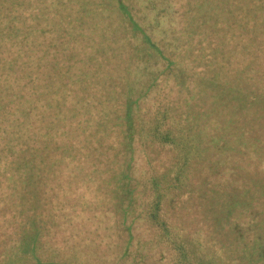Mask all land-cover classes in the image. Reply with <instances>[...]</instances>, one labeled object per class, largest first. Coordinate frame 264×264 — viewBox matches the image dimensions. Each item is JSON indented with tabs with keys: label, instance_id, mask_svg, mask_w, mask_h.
I'll return each mask as SVG.
<instances>
[{
	"label": "trees",
	"instance_id": "trees-1",
	"mask_svg": "<svg viewBox=\"0 0 264 264\" xmlns=\"http://www.w3.org/2000/svg\"><path fill=\"white\" fill-rule=\"evenodd\" d=\"M51 3L53 0H0V195L11 177L12 185L23 188L27 169L42 163L46 155L59 160L58 156L101 151L104 144L100 141L112 131L109 120L113 115L105 111L96 118L99 127L89 130V138L94 141L85 147L78 144L72 88L65 82L79 72L80 64L72 58L61 63L58 55L60 51L64 56L67 49L62 40L66 30L78 44L93 41L81 13L91 11L104 19L114 12L116 15L110 17L112 44L128 47L124 61H129L133 74L126 82L129 95H125L126 100L120 98L125 105L122 114L114 118L122 124L124 145L120 144V154L124 159L112 191V234L115 245L120 246L113 264H264V0L56 1L63 10L72 7L79 12V18L71 19L76 25L56 29L53 22L49 28L36 29L40 32L31 45L27 23L37 16L46 19L41 10L48 11ZM190 10H195L193 25L197 29L209 17L214 19L213 26L221 21L226 31L233 25L237 32L229 29L223 37L221 77L213 71L215 75L205 79L207 86L220 94L215 96L220 98L218 101L212 100V95V107L205 108L207 117L211 114L214 120L205 121V126L183 122L176 127L165 120V111L154 120L150 111L140 106L149 104L153 88L159 87V78L169 85V65L173 61L167 45L172 42L178 50L185 40L189 26L185 20ZM163 15L170 20L166 27L161 25ZM213 41L198 37L193 44L204 43L205 47ZM242 47L250 51V58L246 53L244 61L239 59ZM204 50L200 56L203 66L210 56L208 49ZM200 63L192 69L188 61L178 66L188 69L182 87L190 88V78L200 77ZM101 65L99 62V71ZM234 65L239 66L233 82ZM222 105L233 106L234 110L225 108L223 114H218L215 108ZM196 112L201 115L204 109L199 111L198 107ZM181 120L189 121L185 113ZM143 122L152 123L148 134L143 133ZM146 139L170 149L172 157L161 166L159 174L153 171L139 179L133 174V165H137L140 155L134 152ZM138 140L142 141L136 143ZM94 142L97 145L92 149ZM77 161L70 162L71 168ZM193 203L196 208L191 212L189 205ZM180 210L189 214L184 221L192 220L190 228H184L180 222L183 219L177 218ZM4 217L0 214V221ZM141 227L156 233V238L144 240L152 243L151 253L140 241ZM3 233L0 230V237ZM38 245V241H28L21 250V242L14 240L16 256L29 259L19 264H83L48 259ZM4 256L0 255L1 263L12 264ZM85 257L89 264H101L96 255L88 253Z\"/></svg>",
	"mask_w": 264,
	"mask_h": 264
},
{
	"label": "rangeland",
	"instance_id": "rangeland-1",
	"mask_svg": "<svg viewBox=\"0 0 264 264\" xmlns=\"http://www.w3.org/2000/svg\"><path fill=\"white\" fill-rule=\"evenodd\" d=\"M56 1L62 0H53L48 11L41 10V14L46 19L37 16L27 23V29L31 31L28 36L31 45L37 40L36 33L40 32L36 29L49 28L53 22L57 24L56 29L61 27L71 29L76 25L71 19L75 16L79 18V12L72 7L63 10ZM193 12L195 10H190L187 14L185 21L188 20L189 26L186 29L185 40L179 44L178 50H174L175 45L173 46L172 42L167 45L170 50L169 56L173 61L169 65L171 70L168 76L169 85H166L164 78H159V87L153 88V98L150 99L149 104L140 106L149 110L154 120H157L159 112L165 111V120L169 123L174 122L176 127L183 122L197 127L205 126V121L209 120L212 123L214 120L211 114L210 117H207L206 111L213 105H210L212 95V100L218 101L220 98L215 96L220 94L213 86H207L205 79H208L213 71L217 73V77H221L223 60H220V56L224 49L223 37L229 29L232 32H237L233 25H230L226 31L221 21L216 24V27L213 26L214 19L209 17H205V22L200 26V29H197L193 25L195 21ZM218 12L222 17V12ZM81 14L82 17H85L83 18L84 25L88 26L93 41L89 42V45L78 44L72 40L73 34L66 30L65 34L67 35H64L62 40L67 49L63 53L64 56L60 51L58 55L62 59L61 63L66 58H72L77 59L80 64L77 66L79 72L70 75V78L65 82L67 87L72 88L75 108L73 113H76L78 124L75 139L77 138L78 144L84 147L88 145L89 141H94L89 138V130L99 127L96 118L101 117L105 111L110 112L109 116L113 115L109 120L112 131L109 130V133L100 141L104 146L97 154L92 152L89 155L83 153L82 156L74 157L58 156L59 160L46 155L42 163L34 164L35 161L30 163L35 166L33 169H27L23 188H20L19 184L17 185L19 188L12 185L13 177L8 179L9 185L4 187L7 189L0 195V214L5 216L0 221V230H4V236L0 237V255L9 258L12 264L25 263L29 260L16 256L12 249L14 240L21 242V250L28 241H35V243L38 241V244L40 242L39 249H42L48 259H69L77 263L89 264L85 256L91 253L92 257L96 255V260L101 264H113L115 256L119 255L118 247L120 246L115 245L116 238L112 234V222L114 221L112 214L114 193L112 191L115 189L119 175L118 168L124 159V155L120 154V151L123 150V146L120 147V144L124 145V141L120 136L122 124L114 122V118L122 114L125 105L120 101V98L124 96V100H126L125 95H129L126 92V82L128 83L133 72L129 61H124L125 56L129 54L128 47L124 43L117 48L112 44L114 33L110 17L116 14L110 12V16L108 15L104 19L98 18L100 15L97 17L91 11ZM161 20L162 27L169 25L168 16L163 15ZM241 32L245 37L244 29ZM168 34H166L167 37ZM160 37L161 35H157V38ZM198 37L212 41L214 39V41L209 42L205 47L204 43L200 46L193 44ZM244 37H241V45L245 43ZM42 42L46 43V41ZM193 46L196 47L193 48ZM160 47L164 46L160 44ZM204 48L208 49L210 56L203 66L200 63V56L204 54ZM241 51L239 59L244 61L245 54L247 53V57H249L250 51L249 49L246 51L245 47H242ZM174 60L177 62L176 66ZM183 61H188L191 69L193 65L198 66L199 63L202 66L200 77L193 76L189 82L186 81L188 87L190 83V88L182 87L188 71V69L185 71L186 68L178 67L183 64ZM99 62L102 63L100 71L97 68ZM234 66L233 82L238 75L237 67L239 65ZM241 68V75L244 77V66ZM135 76L136 73L134 79ZM54 78L57 79V75ZM61 86L65 89L63 85ZM198 107L199 111H201V107L204 109V112H200L201 115H197ZM206 107L207 109H205ZM225 108L234 110L233 106L222 105L215 108V111L218 114L220 112L223 114ZM183 113L188 116L189 121L181 120ZM143 123V133L148 134L152 123ZM112 132L116 136L112 135ZM141 141L138 140L136 143ZM96 145L94 142L92 149ZM134 153L140 155L137 165H133V174L139 179L148 177L153 171L159 174L161 166H164L168 158L172 157L170 149L159 147L148 139L143 140ZM74 160H78L77 164L71 168L70 162ZM42 165L46 166L36 169ZM193 208H196L194 203L189 205L191 212H193ZM188 215L182 210L176 214L179 220L183 219L180 222L184 224V228H190L192 224V220L188 223L184 221ZM10 229L14 232H9ZM140 230H142V235L139 237L143 239L140 241L143 246L147 247L146 251L151 253L152 243L144 242V240L156 238V233L144 227H141ZM91 260L93 261V258ZM1 261L0 264H5Z\"/></svg>",
	"mask_w": 264,
	"mask_h": 264
}]
</instances>
